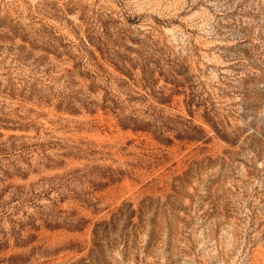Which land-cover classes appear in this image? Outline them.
<instances>
[{"label":"rangeland","instance_id":"rangeland-1","mask_svg":"<svg viewBox=\"0 0 264 264\" xmlns=\"http://www.w3.org/2000/svg\"><path fill=\"white\" fill-rule=\"evenodd\" d=\"M0 264H264V0H0Z\"/></svg>","mask_w":264,"mask_h":264}]
</instances>
